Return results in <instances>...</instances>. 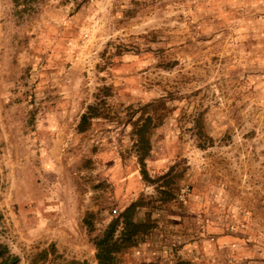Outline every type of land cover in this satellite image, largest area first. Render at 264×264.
<instances>
[{
	"label": "rangeland",
	"instance_id": "374dc122",
	"mask_svg": "<svg viewBox=\"0 0 264 264\" xmlns=\"http://www.w3.org/2000/svg\"><path fill=\"white\" fill-rule=\"evenodd\" d=\"M1 6L2 39L34 60L9 98L25 125L11 136L55 105H86L82 125L114 131L135 168V216L149 228L117 253L119 264H224L225 235L244 237L249 253L264 248V0ZM57 61L74 74L67 97L47 88ZM10 148L0 135V163ZM125 208L115 201L97 221L95 243L114 220L121 235Z\"/></svg>",
	"mask_w": 264,
	"mask_h": 264
},
{
	"label": "crops",
	"instance_id": "0c3cea01",
	"mask_svg": "<svg viewBox=\"0 0 264 264\" xmlns=\"http://www.w3.org/2000/svg\"><path fill=\"white\" fill-rule=\"evenodd\" d=\"M4 33L0 19V135L11 147L0 163V241L19 256V264H99L95 226L108 219L115 201L125 208L135 199V168L117 151L114 131L96 134L95 123L82 125L86 105H55L27 135L17 130L11 136L24 115L9 98L34 60H25L23 47L3 40ZM56 63L47 88L67 97L75 90L68 84L74 74ZM90 160L96 166L86 163ZM223 242L224 264H242L244 256L251 257L247 264H263V247L247 252L242 236L225 235Z\"/></svg>",
	"mask_w": 264,
	"mask_h": 264
},
{
	"label": "trees",
	"instance_id": "16d2710c",
	"mask_svg": "<svg viewBox=\"0 0 264 264\" xmlns=\"http://www.w3.org/2000/svg\"><path fill=\"white\" fill-rule=\"evenodd\" d=\"M87 119L86 114H84L81 123L84 124ZM145 177L150 179L148 174H145ZM139 206L140 202L138 200L133 201L122 212L121 217L124 229L120 236L115 237L116 225L119 220H114L104 235L97 240V259L99 264H119L117 253L135 244L138 237L148 230L149 224L146 221L137 219L135 216L136 209ZM19 261V256L13 253L6 243L0 241V264H19Z\"/></svg>",
	"mask_w": 264,
	"mask_h": 264
}]
</instances>
